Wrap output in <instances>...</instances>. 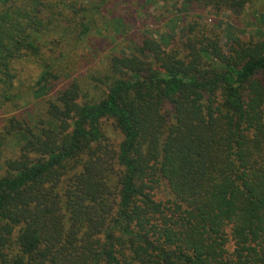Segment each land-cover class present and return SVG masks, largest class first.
Listing matches in <instances>:
<instances>
[{
	"label": "trees",
	"instance_id": "16d2710c",
	"mask_svg": "<svg viewBox=\"0 0 264 264\" xmlns=\"http://www.w3.org/2000/svg\"><path fill=\"white\" fill-rule=\"evenodd\" d=\"M99 1L0 0V110L20 61L60 45L37 99L77 65ZM184 1L240 16L255 0ZM113 21L132 48L95 86L0 126V264H264V35L224 45L196 20L177 44L130 41Z\"/></svg>",
	"mask_w": 264,
	"mask_h": 264
},
{
	"label": "rangeland",
	"instance_id": "374dc122",
	"mask_svg": "<svg viewBox=\"0 0 264 264\" xmlns=\"http://www.w3.org/2000/svg\"><path fill=\"white\" fill-rule=\"evenodd\" d=\"M65 1L87 5L91 9L100 2ZM253 3L240 16L229 11L217 12L213 8L202 7L198 2L187 5L184 0H110L103 3L99 17V32H94L87 40L77 45L78 54L73 53L72 56L77 65L71 66V69L64 73L65 76L50 79L44 96L35 98L33 87H37L38 79L46 69L43 62L45 60L52 62L55 57L60 56V45L56 42L52 44L59 47H52V51L47 47L42 61L37 62L29 57L16 64L18 68H23V74L18 79V83L23 87L19 92V98L0 110V126L6 122V118L20 113L26 117L30 115L32 118L40 119L38 116L43 115L44 110L41 105L47 106V101L51 97L75 81L83 87L95 86L96 79L106 74L110 56L120 54L122 51H131L132 48L128 39L119 35L118 30H122V26L115 25L113 18L120 19L126 25L125 30L130 41L138 40L139 32L145 31L157 39L159 36L169 34L173 36L169 39L171 44H177L179 40L185 39L186 28L198 20L207 28L220 32L222 43L227 45L232 37L247 40L250 37L261 38L264 35V0H255ZM98 84L100 88L101 85ZM110 132L112 133L111 130Z\"/></svg>",
	"mask_w": 264,
	"mask_h": 264
}]
</instances>
